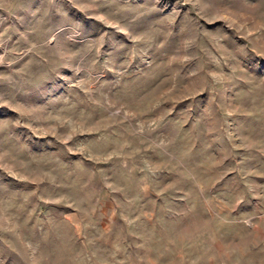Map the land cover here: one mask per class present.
I'll list each match as a JSON object with an SVG mask.
<instances>
[{
  "label": "rangeland",
  "instance_id": "374dc122",
  "mask_svg": "<svg viewBox=\"0 0 264 264\" xmlns=\"http://www.w3.org/2000/svg\"><path fill=\"white\" fill-rule=\"evenodd\" d=\"M0 264H264V0H0Z\"/></svg>",
  "mask_w": 264,
  "mask_h": 264
}]
</instances>
